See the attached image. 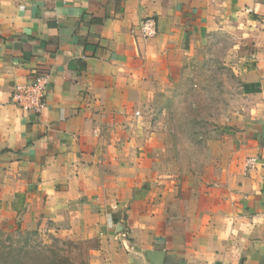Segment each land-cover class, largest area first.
Instances as JSON below:
<instances>
[{
    "label": "crops",
    "instance_id": "0c3cea01",
    "mask_svg": "<svg viewBox=\"0 0 264 264\" xmlns=\"http://www.w3.org/2000/svg\"><path fill=\"white\" fill-rule=\"evenodd\" d=\"M225 28L253 48L238 74L246 114L208 194L169 213L151 184L150 106L187 47ZM34 79L40 113L12 101ZM0 210L22 229L49 220L99 238L100 264H148L145 250L163 264H264V0H0ZM124 210L140 225L119 244L108 235Z\"/></svg>",
    "mask_w": 264,
    "mask_h": 264
},
{
    "label": "rangeland",
    "instance_id": "374dc122",
    "mask_svg": "<svg viewBox=\"0 0 264 264\" xmlns=\"http://www.w3.org/2000/svg\"><path fill=\"white\" fill-rule=\"evenodd\" d=\"M252 50L238 30L207 32L187 47L181 63L170 71L169 85L155 95L150 128L160 135L153 143L160 148L151 152V184L156 192L167 191L168 212L189 208L197 195L208 194L228 158L246 114L238 74ZM125 211L114 220L108 240L133 243L129 226L137 228L140 217ZM117 222L127 230L115 233ZM135 233L139 237L140 232ZM103 249L99 238L72 235L49 220L22 229L19 213L11 216L0 210V264H100Z\"/></svg>",
    "mask_w": 264,
    "mask_h": 264
},
{
    "label": "built area",
    "instance_id": "2783aa9c",
    "mask_svg": "<svg viewBox=\"0 0 264 264\" xmlns=\"http://www.w3.org/2000/svg\"><path fill=\"white\" fill-rule=\"evenodd\" d=\"M139 32L144 40L152 39L156 36V23L152 19H145L139 23ZM44 85L40 80L34 79L26 85L17 86L12 93V101L24 111L40 113L43 108ZM256 164L255 158H249L244 163L246 173L252 170Z\"/></svg>",
    "mask_w": 264,
    "mask_h": 264
},
{
    "label": "water",
    "instance_id": "95a60500",
    "mask_svg": "<svg viewBox=\"0 0 264 264\" xmlns=\"http://www.w3.org/2000/svg\"><path fill=\"white\" fill-rule=\"evenodd\" d=\"M116 229H117V231H123V230H125V227L123 224L119 223V224H117ZM142 256L148 264H163L165 252L164 251L145 250L142 252Z\"/></svg>",
    "mask_w": 264,
    "mask_h": 264
}]
</instances>
